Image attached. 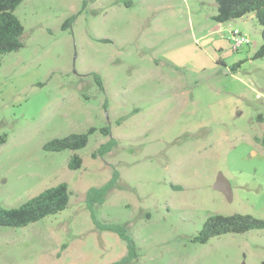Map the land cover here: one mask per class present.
<instances>
[{"label": "rangeland", "instance_id": "obj_1", "mask_svg": "<svg viewBox=\"0 0 264 264\" xmlns=\"http://www.w3.org/2000/svg\"><path fill=\"white\" fill-rule=\"evenodd\" d=\"M216 11V0L16 7L23 46L0 56V205L17 206L60 182L69 201L25 226L0 225V264H264V228L194 241L214 213L264 219V148L254 140L264 133V58H250L261 26L246 14L195 45L218 26ZM233 28L250 38L236 51L227 40ZM217 45L222 63L209 68L200 48ZM199 63L206 68L196 70ZM232 98L240 102L222 104ZM90 128L81 148H44ZM73 154L81 158L76 169L68 167ZM114 170L104 202L90 208L87 191ZM219 173L231 200L213 188ZM94 219L124 227L135 256L122 261L125 240Z\"/></svg>", "mask_w": 264, "mask_h": 264}, {"label": "trees", "instance_id": "obj_2", "mask_svg": "<svg viewBox=\"0 0 264 264\" xmlns=\"http://www.w3.org/2000/svg\"><path fill=\"white\" fill-rule=\"evenodd\" d=\"M22 0H0V56L2 54L18 50L23 46V25L15 14L16 7ZM217 11L212 19L217 23H222L231 19L242 17L246 14H253L261 26V45L252 53L250 58H264V0H216ZM71 18L66 20L68 23ZM65 23V24H66ZM235 63V67L241 64ZM94 128H90L84 133H70L64 137L53 138L44 144L48 151H61L63 149L75 150L86 145L88 133ZM102 132L109 134L108 128H103ZM254 140L264 148V133L261 136H254ZM5 141V136L0 135V143ZM114 140L101 144L97 150L102 154L110 150ZM96 156V152L93 153ZM81 165V158L78 154H73L68 167L76 169ZM118 174L113 171L112 177L106 184L100 187H92L87 191L86 202L91 208L94 204L104 202L107 192L113 187ZM69 201V190L66 182H60L54 186L47 187L28 198L23 203L13 207H3L0 205V225L10 227H22L35 222L45 216L55 214L63 210ZM98 228L116 232L126 242L127 254L122 261L132 259L135 256V245L133 240L126 234V230L119 224H102L94 219ZM264 228V219L251 214L233 213L209 215L204 221L199 233L194 237V241L206 242L209 238L224 233H240L250 229Z\"/></svg>", "mask_w": 264, "mask_h": 264}, {"label": "crops", "instance_id": "obj_3", "mask_svg": "<svg viewBox=\"0 0 264 264\" xmlns=\"http://www.w3.org/2000/svg\"><path fill=\"white\" fill-rule=\"evenodd\" d=\"M217 25L218 26H216L215 28H213L212 30H210V32L209 33H205V34H203L202 36H200V37H195L194 38V40H193V42L195 43V45L197 44V42H199V41H202V43L200 44V45H205L206 46V44H208L209 42H213L214 40H215V36L213 35V33L215 32V30L216 31H218V33L220 34V35H222V32H221V25H222V23H217ZM228 40V42H229V44H230V38L229 39H227ZM215 48H218V50H220V51H222L221 49V46L220 45H217V47H213L212 49H209V48H207V49H209V50H207L206 48H200L202 51H206V55L208 56V60H209V62H210V66H209V68L210 67H217V65H218V63H222V57H223V55L221 54V52H219L218 54H217V49H215ZM250 56L248 55V57H246V59H248ZM206 63H199V64H197V65H193V66H195V68H196V70H202V69H205L206 67L204 66ZM222 101V100H221ZM240 101L238 100V99H234V98H232V99H230L229 101H225L224 100V102L222 103V104H237V103H239Z\"/></svg>", "mask_w": 264, "mask_h": 264}, {"label": "built area", "instance_id": "obj_4", "mask_svg": "<svg viewBox=\"0 0 264 264\" xmlns=\"http://www.w3.org/2000/svg\"><path fill=\"white\" fill-rule=\"evenodd\" d=\"M250 43V38L238 28L230 31V48L232 51L238 50L241 46Z\"/></svg>", "mask_w": 264, "mask_h": 264}, {"label": "water", "instance_id": "obj_5", "mask_svg": "<svg viewBox=\"0 0 264 264\" xmlns=\"http://www.w3.org/2000/svg\"><path fill=\"white\" fill-rule=\"evenodd\" d=\"M213 188L222 192L228 200L232 198V190L230 183L225 177L219 173L213 183Z\"/></svg>", "mask_w": 264, "mask_h": 264}]
</instances>
